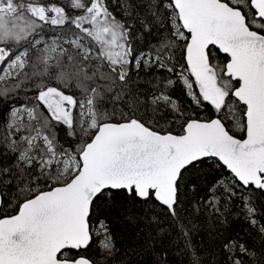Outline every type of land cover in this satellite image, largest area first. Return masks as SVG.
Masks as SVG:
<instances>
[{
	"label": "snow or ice",
	"instance_id": "1",
	"mask_svg": "<svg viewBox=\"0 0 264 264\" xmlns=\"http://www.w3.org/2000/svg\"><path fill=\"white\" fill-rule=\"evenodd\" d=\"M0 264H264V0H0Z\"/></svg>",
	"mask_w": 264,
	"mask_h": 264
}]
</instances>
